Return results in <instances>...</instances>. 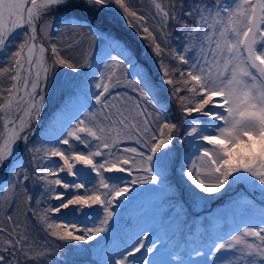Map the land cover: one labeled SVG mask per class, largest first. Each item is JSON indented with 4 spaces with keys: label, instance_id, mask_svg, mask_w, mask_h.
<instances>
[{
    "label": "snow or ice",
    "instance_id": "obj_1",
    "mask_svg": "<svg viewBox=\"0 0 264 264\" xmlns=\"http://www.w3.org/2000/svg\"><path fill=\"white\" fill-rule=\"evenodd\" d=\"M142 5L0 0V264H264V0Z\"/></svg>",
    "mask_w": 264,
    "mask_h": 264
},
{
    "label": "trees",
    "instance_id": "obj_2",
    "mask_svg": "<svg viewBox=\"0 0 264 264\" xmlns=\"http://www.w3.org/2000/svg\"><path fill=\"white\" fill-rule=\"evenodd\" d=\"M142 6H143V8L145 9V11L150 10V9H151V0H143V5H142ZM81 45H82V44H81ZM153 70H155V69H153ZM60 71H67V70H63V69H61ZM50 111H51V109L48 111V113H44V119H45V120L47 119V116H48V114L50 113ZM146 194H148V193H146ZM148 196L150 197L149 194H148ZM224 202H225V201H212V202L209 203V205L207 206V210H210V209L212 208L213 205H214V206H215L216 204L222 205ZM0 207H3V205L0 204ZM117 211L120 212L121 209H120V208H117ZM198 211H199V210H197V212H198ZM197 212H196V213H197ZM196 213L193 214V218H191L190 221H189V223L192 225L193 229H194V227H195V225H194V222H195V220H194V216H195ZM138 214H140V215H144V213H143V208L141 207L140 201H134L132 204L128 205V206L126 207V209L123 210L124 221L122 222V231H121L120 233L116 234V235H119V238H118V239H120V238L123 236V234H124V231H125V228H126L125 222H126L127 220H129L130 218L133 219V218L136 217V215H138ZM0 215H2V213H0ZM212 215H214V214H212ZM116 235H115V236H116ZM41 239H42V237H41ZM114 240H116L115 237H114ZM113 242H114V241H113ZM115 243H116V246H119V242H118V241H116ZM113 247H114V246H113ZM64 254H65V257H69V253H68L67 250H64ZM69 258H71V257H69ZM49 259H52V258L49 257ZM198 259H199V260H203V257H199ZM53 264H56V261H53Z\"/></svg>",
    "mask_w": 264,
    "mask_h": 264
},
{
    "label": "rangeland",
    "instance_id": "obj_3",
    "mask_svg": "<svg viewBox=\"0 0 264 264\" xmlns=\"http://www.w3.org/2000/svg\"><path fill=\"white\" fill-rule=\"evenodd\" d=\"M171 27V26H170ZM89 46V40L87 38L84 39L82 45L80 46V49H78L76 51V53L74 54H78L80 52H83L84 50H86ZM52 108V103L51 101L49 100L48 104L46 105V109H45V113H48V111ZM19 154V152H18ZM5 178V176L3 174H0V180H3ZM136 192H138V188L136 189ZM148 199H150V197H142L140 200H142L144 203L142 205L145 204V206H147V201ZM238 213V212H237ZM227 216H229V213H227ZM234 218H236V216L232 215ZM195 217H196V224L198 225V232L197 233V238H199V234H204V235H215V231H216V228L218 227V225H215V221H210V225L209 227L205 226L204 223H201V221L203 220L201 218V214H195ZM240 219V216L238 217ZM231 225V223H229ZM208 225V224H207ZM196 226V225H195ZM232 226V225H231Z\"/></svg>",
    "mask_w": 264,
    "mask_h": 264
},
{
    "label": "clouds",
    "instance_id": "obj_4",
    "mask_svg": "<svg viewBox=\"0 0 264 264\" xmlns=\"http://www.w3.org/2000/svg\"><path fill=\"white\" fill-rule=\"evenodd\" d=\"M250 139H252L251 151H259L261 146L264 145V137H250ZM237 158L238 154L233 150L232 155L230 156V162H234Z\"/></svg>",
    "mask_w": 264,
    "mask_h": 264
}]
</instances>
